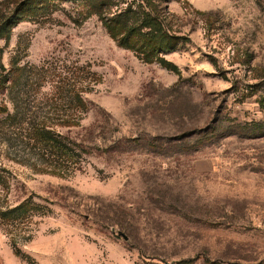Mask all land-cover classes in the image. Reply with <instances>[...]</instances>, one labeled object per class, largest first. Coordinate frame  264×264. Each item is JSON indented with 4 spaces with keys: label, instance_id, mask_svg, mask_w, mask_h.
<instances>
[{
    "label": "rangeland",
    "instance_id": "obj_1",
    "mask_svg": "<svg viewBox=\"0 0 264 264\" xmlns=\"http://www.w3.org/2000/svg\"><path fill=\"white\" fill-rule=\"evenodd\" d=\"M168 9L166 64L83 0L0 40V264H264V0Z\"/></svg>",
    "mask_w": 264,
    "mask_h": 264
},
{
    "label": "trees",
    "instance_id": "obj_2",
    "mask_svg": "<svg viewBox=\"0 0 264 264\" xmlns=\"http://www.w3.org/2000/svg\"><path fill=\"white\" fill-rule=\"evenodd\" d=\"M54 0H1L0 1V40L8 42L12 29L25 16L42 12ZM169 0H83L87 10L96 14L109 34L119 45L134 50L145 60L156 59L162 64L167 61L159 53L173 42L178 35L169 26ZM1 81L8 80L2 74ZM3 84V85H4ZM84 104V103H83ZM1 123V120H0ZM9 177L7 169L0 166V194H6ZM18 207H6L0 213H12Z\"/></svg>",
    "mask_w": 264,
    "mask_h": 264
}]
</instances>
